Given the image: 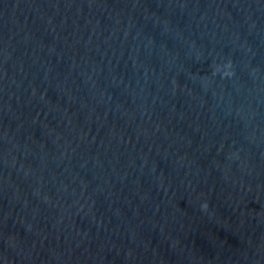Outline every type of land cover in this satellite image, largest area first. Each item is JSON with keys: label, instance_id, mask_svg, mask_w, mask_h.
Instances as JSON below:
<instances>
[{"label": "water", "instance_id": "95a60500", "mask_svg": "<svg viewBox=\"0 0 264 264\" xmlns=\"http://www.w3.org/2000/svg\"><path fill=\"white\" fill-rule=\"evenodd\" d=\"M0 264H264V0H0Z\"/></svg>", "mask_w": 264, "mask_h": 264}]
</instances>
